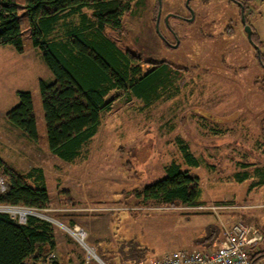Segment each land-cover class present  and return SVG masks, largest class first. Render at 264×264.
<instances>
[{
  "label": "rangeland",
  "instance_id": "1",
  "mask_svg": "<svg viewBox=\"0 0 264 264\" xmlns=\"http://www.w3.org/2000/svg\"><path fill=\"white\" fill-rule=\"evenodd\" d=\"M260 3L261 14L255 10ZM122 20L121 33H107L120 49L141 56L143 73L150 69L148 60L185 72L173 90L149 104L112 91L97 134L70 162L47 148L38 81L51 82L53 75L39 50L26 33L22 53L0 46V157L22 174L40 168L49 193L47 208L17 209L51 222L57 240L72 245L87 264L99 262L65 227L84 230V242L103 264H113L118 249L94 241L111 237L110 230L120 243L132 237L137 245L132 250L144 249V258L160 257L183 248L195 234L193 225L183 223L172 230L178 216L207 210L159 203L136 208L131 192L162 178L164 167L176 162L199 177L205 202L227 198L229 205L249 207L228 209L224 227L241 222L264 231V187L249 190V181L228 180L242 170L241 163L264 166V64L257 58V53L264 57V1L252 0L242 12L232 0H136ZM247 26L257 30L260 39L253 40L259 48L247 39ZM17 91L32 94L37 141L6 120L18 103ZM177 137L198 159L197 168L183 164ZM128 249H120L119 262L129 260Z\"/></svg>",
  "mask_w": 264,
  "mask_h": 264
},
{
  "label": "trees",
  "instance_id": "2",
  "mask_svg": "<svg viewBox=\"0 0 264 264\" xmlns=\"http://www.w3.org/2000/svg\"><path fill=\"white\" fill-rule=\"evenodd\" d=\"M136 0H0V46H12L18 53L25 49L26 33L31 46L39 50L53 75V81H38L45 139L49 152L63 161H73L98 132L101 114L111 108L112 92H122L145 104L151 103L160 92L173 90L185 68L164 61L148 60V72L143 73L144 60L140 55L120 49L107 31L122 32L123 16L130 12ZM237 2L238 0H232ZM245 9V3L240 2ZM251 38L256 47L257 43ZM259 48V47H258ZM258 61L264 57L257 53ZM18 103L6 113V120L32 141L39 138L32 94L17 91ZM183 164L197 168L199 161L180 138L175 139ZM241 171L228 176L235 183L249 181L248 189L264 186V166L241 163ZM165 175L131 192L135 206L205 204L197 175L171 162L164 167ZM0 174L5 190L0 193V205L41 210L49 205V193L40 168L22 174L0 157ZM264 196V195H263ZM264 198V197H263ZM230 204L219 201L215 204ZM138 209L134 213H138ZM260 230V229H259ZM262 241L264 239V231ZM218 230L208 227L195 243L207 248L214 244ZM262 241L259 243L261 244ZM258 244V245H259ZM127 245L133 264L144 258V249L134 242ZM250 248L248 258L253 264L264 258V249ZM49 254H53L49 257ZM97 254V253H96ZM99 255V254H98ZM99 257L104 261L101 255ZM106 263V262H105ZM0 264H64L56 251L54 228L51 222L27 215L18 223L6 212H0ZM107 264V263H106Z\"/></svg>",
  "mask_w": 264,
  "mask_h": 264
},
{
  "label": "built area",
  "instance_id": "3",
  "mask_svg": "<svg viewBox=\"0 0 264 264\" xmlns=\"http://www.w3.org/2000/svg\"><path fill=\"white\" fill-rule=\"evenodd\" d=\"M5 190V182L0 174V193ZM17 206L0 205V212H6L18 223H24L27 215H21L20 211H26L24 208L17 209ZM197 208V207H196ZM197 209L216 211L224 209V206L210 205L199 206ZM20 215L19 218L16 214ZM15 214V215H14ZM66 230L74 234L83 244L89 255L93 259L100 261L92 247L85 242L86 233L84 230L74 227ZM222 237L209 248L177 250L167 253L161 257L148 258L140 260L133 264H253L249 261L248 254L251 247L257 246L262 241V233L254 226L241 222L234 223L230 227L222 225ZM52 257V256H51ZM101 262V261H100ZM256 264H264L262 262Z\"/></svg>",
  "mask_w": 264,
  "mask_h": 264
},
{
  "label": "crops",
  "instance_id": "4",
  "mask_svg": "<svg viewBox=\"0 0 264 264\" xmlns=\"http://www.w3.org/2000/svg\"><path fill=\"white\" fill-rule=\"evenodd\" d=\"M241 1L243 3H245V8H246L252 0H241ZM259 1L262 2L264 0H259ZM237 2H239V1H237ZM261 5L262 4L260 3L258 8L255 9L256 12H258L259 14H261ZM249 12H251V11L249 10ZM251 33H253L255 36H257L259 38L258 32H257V30L254 27L251 28ZM259 41L262 43L261 40H259ZM262 187H264V186H262ZM263 195H264V192L262 193V196ZM219 201H227V198H222L220 200H217L216 202H219ZM231 201H232V199H231ZM263 204H264V198H263ZM210 205H219V204H215L214 202H210V203L205 202V204H202V206H204V207L205 206H210ZM220 205L224 206V209H219L217 211H212V210L200 211V212L197 211V212H193V213H190V214H184L182 216H178L177 222L173 224V227H172L173 229L172 230H174V228H176L177 226L181 227L182 223H183V226L185 224H187V227H189V228L191 227V225H193V229L195 230V234H193L188 240H186V242H187L186 246H183V248H178V249L191 250V249H195V248H197V249H203V248L205 249V248H207L206 246L203 247V245H197V243H195V241H196L197 238H200L203 235H205L206 230L210 226H213L215 229L218 230V235H217V238H216V240L214 242V243H217L222 237V229H223L222 225L224 226V223H228L230 221L228 219V215H227L226 211L228 209H230V208H233L234 210H236L237 208H241V209L249 208L247 206L238 205V203L237 204H233V205L222 203ZM197 207H199V206H197ZM189 208L195 209V207H189ZM196 215H197L198 219H194V220L191 219V217H194ZM100 218H103V217H100ZM250 226H252V225H250ZM190 229H192V228H190ZM258 229H260V228H258ZM54 234H55V231H54ZM110 234H111V237H109L107 239H105L106 236H104V234H103L104 238L95 239V241H94L95 244L96 245L100 244L102 246H108L109 250H113V251L118 249V250H116L117 252L114 253V255H112V258L110 260L111 263H113V264H126V263L131 262L130 258H129L128 261H126V259L125 260H121V262H119L117 260V259H120V258L116 257V255L119 254L120 251H121L120 248H121L122 243H120L121 241L119 242V240H121V237L116 238L114 235H112L113 233H112L111 230L109 231V235ZM131 239H132V237L128 238L127 242L131 241ZM55 243H56L57 255L59 256V259L61 261H63L64 264H87V263L82 261V257L77 255L78 253H76L74 251L72 245H69V244L62 245L61 240H57L56 234H55ZM255 248H256V250L258 248H259V250H263L264 249V239H263L262 243L257 245ZM123 251L125 252L124 248H123ZM102 254L105 255L104 253H102ZM163 255H161V256H163ZM61 256H63V258ZM126 257H127V255H126ZM100 261L103 264V261L102 260H100ZM100 261H98V262L100 263ZM95 262L98 263L97 261H95ZM260 262L264 263V258L262 260L258 261V263H260ZM88 264H90V263H88ZM91 264H93V263H91Z\"/></svg>",
  "mask_w": 264,
  "mask_h": 264
},
{
  "label": "water",
  "instance_id": "5",
  "mask_svg": "<svg viewBox=\"0 0 264 264\" xmlns=\"http://www.w3.org/2000/svg\"><path fill=\"white\" fill-rule=\"evenodd\" d=\"M238 3V5H240L241 7H242V12H244V7L241 5V3H239V2H237ZM242 22H243V24H244V19H242ZM245 32H246V35H247V39L249 40V42L250 43H253V41H252V38H251V27L250 26H247V27H245ZM177 44V43H176ZM254 44V43H253ZM256 47V46H255ZM257 48V47H256ZM257 52H258V50H257Z\"/></svg>",
  "mask_w": 264,
  "mask_h": 264
},
{
  "label": "bare ground",
  "instance_id": "6",
  "mask_svg": "<svg viewBox=\"0 0 264 264\" xmlns=\"http://www.w3.org/2000/svg\"><path fill=\"white\" fill-rule=\"evenodd\" d=\"M10 206V205H9ZM35 209V208H34ZM31 212L30 211H20V214L21 215H26V214H30ZM31 214H34V213H31ZM29 216V215H28Z\"/></svg>",
  "mask_w": 264,
  "mask_h": 264
},
{
  "label": "flooded vegetation",
  "instance_id": "7",
  "mask_svg": "<svg viewBox=\"0 0 264 264\" xmlns=\"http://www.w3.org/2000/svg\"><path fill=\"white\" fill-rule=\"evenodd\" d=\"M243 6V5H242ZM168 46H173V45H171V44H169V43H166Z\"/></svg>",
  "mask_w": 264,
  "mask_h": 264
}]
</instances>
